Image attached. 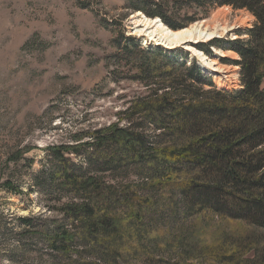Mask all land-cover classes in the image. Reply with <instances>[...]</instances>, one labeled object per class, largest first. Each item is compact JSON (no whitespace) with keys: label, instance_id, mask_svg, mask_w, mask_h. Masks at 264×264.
I'll list each match as a JSON object with an SVG mask.
<instances>
[{"label":"trees","instance_id":"trees-1","mask_svg":"<svg viewBox=\"0 0 264 264\" xmlns=\"http://www.w3.org/2000/svg\"><path fill=\"white\" fill-rule=\"evenodd\" d=\"M127 2L174 31L215 7L251 14L252 26L237 31L239 37L209 44L237 54L221 61L239 67L240 86L217 88L194 61L186 65L181 51L144 49L125 37L117 42L111 73L136 81L143 92L108 124L46 146L31 189L47 198L41 204L47 212L60 217L0 212V251L6 248L0 264H183L155 256L158 235L146 220L158 196H165L162 207L175 217L210 212L245 221L264 235V0ZM189 9L194 12L187 16ZM209 46L199 48L210 55ZM132 175L136 179L129 180ZM1 186L20 192L8 179ZM249 242L251 257L234 256L240 246L232 242L212 259L264 264V238Z\"/></svg>","mask_w":264,"mask_h":264},{"label":"rangeland","instance_id":"rangeland-1","mask_svg":"<svg viewBox=\"0 0 264 264\" xmlns=\"http://www.w3.org/2000/svg\"><path fill=\"white\" fill-rule=\"evenodd\" d=\"M136 12L127 0H0V212L3 215L44 212L46 217H60L41 206L47 198L31 189L32 176L42 166L46 146L71 142L76 131L108 124L134 94L143 92L136 81L120 73L116 74V80L111 73L116 69L112 56L117 51V42H123L124 37L144 49L181 51L186 65L194 61L217 88H239L237 68L234 81L226 72L217 75L213 71L217 66L209 64L217 63L222 69L236 66L221 60H233L237 54L233 58L223 56L221 52L229 50L209 44L214 39L239 37L237 31L252 26L251 14L227 6L211 9L206 17L192 23L208 21L215 34L224 25L234 28L209 41L187 42L199 51L194 53L186 45L177 47L185 42L171 46L156 44L148 39L147 31L138 33L140 26L132 18ZM192 12L189 9L187 16ZM200 45H208L211 54H206ZM19 150L23 155L18 160L9 159ZM6 179L19 187L20 192L14 194L2 188ZM134 179L133 175L129 177ZM164 197H157V209L146 220L158 235L160 245L155 256L183 264H225L212 259L211 254L217 248L224 250L234 242L240 246L234 256L248 258L254 252L249 241L264 238L262 231L245 221L210 212L179 213L175 217L169 206L162 207ZM5 249L1 247V254ZM179 254L188 257H178ZM31 256L37 259L34 254Z\"/></svg>","mask_w":264,"mask_h":264},{"label":"bare ground","instance_id":"bare-ground-1","mask_svg":"<svg viewBox=\"0 0 264 264\" xmlns=\"http://www.w3.org/2000/svg\"><path fill=\"white\" fill-rule=\"evenodd\" d=\"M132 18L135 19V24L136 26H140L138 28L137 32L138 33H143V32H148L147 37L150 39L152 42L156 44H163V45H175V44H181L184 43L180 46L177 47H183L186 45L187 50L194 52V53H199L197 49L192 47L191 45L187 44V42L190 43V41H209L211 38L214 36L220 37L222 36L225 32H228L234 28L232 25H224L220 30V33L215 34V32L209 22H204V23H196L192 24L187 28H183L180 30H171L169 27L165 26L162 21L157 18V19H149L141 15L139 12L135 13L132 15ZM142 26V28H141ZM226 34V33H225ZM176 47V48H177ZM174 49V48H173ZM223 56L228 55L229 57L233 58L235 56V53L233 51H227V52H221ZM201 55V54H200ZM212 66H217L216 68H213V71L219 73L217 75H220V73L226 72L227 74L232 75L234 81L237 78L235 74L236 68L238 69L237 66H229L226 69H222L218 64H214L213 62L209 63ZM238 76V75H237Z\"/></svg>","mask_w":264,"mask_h":264}]
</instances>
